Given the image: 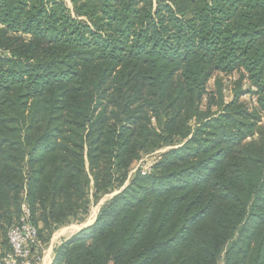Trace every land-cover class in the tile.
Masks as SVG:
<instances>
[{"label": "trees", "instance_id": "trees-1", "mask_svg": "<svg viewBox=\"0 0 264 264\" xmlns=\"http://www.w3.org/2000/svg\"><path fill=\"white\" fill-rule=\"evenodd\" d=\"M0 49L3 246L23 202L46 244L170 145L51 264H264V0H0Z\"/></svg>", "mask_w": 264, "mask_h": 264}, {"label": "rangeland", "instance_id": "rangeland-1", "mask_svg": "<svg viewBox=\"0 0 264 264\" xmlns=\"http://www.w3.org/2000/svg\"><path fill=\"white\" fill-rule=\"evenodd\" d=\"M14 35L15 34H10L9 33L8 37L13 38V37L17 36V35H15V36ZM22 37L24 39L27 38L26 36H22ZM6 43L7 42H3L4 45ZM2 50L3 49H0V51H2ZM216 77H218V78H220L222 80L223 99L225 101L230 100L232 95H233V89L237 85L236 81L239 78L238 72H235V73H232V74H229V75H224V74H222L220 72L214 73L213 76L211 77V79L208 82V90L209 91H212V90L215 89V78ZM248 87H249V85H248L247 80H242V89H248ZM209 97H210L209 95L206 96V100L209 99ZM241 99L246 104H248L249 107H253L255 105V97L253 95L249 94V93H244L241 96ZM262 121H264V113H263V116H262ZM170 147H171L170 145H167V146L159 148V149H157V150H155L153 152H150V153H147V154H143V156L139 160L134 162V164L132 165L130 171L128 172L127 180L123 184L115 183L109 188L108 191L98 194L97 197H95L93 195V193H91V195H90L91 202L89 204V209H88L87 214L79 215V217H77V219L71 220L70 222H67V223H65L63 225H60L59 227L56 226V228L53 229L52 232H51V236H50V239H49L48 243L43 244V242L40 240V243H41L42 246L37 248V250L35 252L36 258H38L42 254L43 250H45L46 248H48L50 246L49 242L50 243L52 242L55 245L54 246V249H55L59 245L58 242H61L63 239L71 236L72 234L77 232L82 227H84V226L86 227V226L92 224L95 221L96 216H97L100 208L102 206H104L112 198V196L116 192L120 191L122 188H124V186H126L129 183V180L134 175V173L136 172L137 169H141L143 171L149 170L151 165H152V163L156 160L158 154H160L161 152L167 150ZM25 187L26 186L22 187V189L20 190L21 202H22L23 196L26 193ZM38 216H39V212H36L34 214V217L37 218ZM37 225H38L39 229L42 230V236L43 237L47 236V231L48 230H46L44 228L42 222H37ZM71 225L78 226V227H75L73 229H69V230L65 231L64 233L60 234L59 236H57V238L54 239L55 233H58V231L60 229H63L64 227L71 226ZM215 264H224L223 256H221Z\"/></svg>", "mask_w": 264, "mask_h": 264}, {"label": "built area", "instance_id": "built-area-1", "mask_svg": "<svg viewBox=\"0 0 264 264\" xmlns=\"http://www.w3.org/2000/svg\"><path fill=\"white\" fill-rule=\"evenodd\" d=\"M8 249L0 238V264H36L35 250L40 245L38 227L30 206L23 202L17 219L6 230Z\"/></svg>", "mask_w": 264, "mask_h": 264}, {"label": "crops", "instance_id": "crops-1", "mask_svg": "<svg viewBox=\"0 0 264 264\" xmlns=\"http://www.w3.org/2000/svg\"><path fill=\"white\" fill-rule=\"evenodd\" d=\"M75 227H78V226H74V225H71V226H67V227H64L63 229H67V230H69V229H73V228H75ZM85 227V226H84ZM83 228V227H82ZM62 229H60L59 231H58V233H55V237H54V239L55 238H57V236H59L60 234H62L60 231H61ZM66 230V231H67ZM80 230V229H79ZM64 233V232H63ZM58 243H60V242H58ZM49 244H50V246L48 247V248H46L45 250H43V252H42V254L38 257V258H36V254H35V252H36V250H35V252H34V256H35V259H36V264H51L52 263V261H53V257H54V244L51 242H49ZM40 246H42L41 245V243H40V245H39V247Z\"/></svg>", "mask_w": 264, "mask_h": 264}, {"label": "bare ground", "instance_id": "bare-ground-1", "mask_svg": "<svg viewBox=\"0 0 264 264\" xmlns=\"http://www.w3.org/2000/svg\"><path fill=\"white\" fill-rule=\"evenodd\" d=\"M66 230H67V229L65 228V229H62L60 232L63 233V232H65Z\"/></svg>", "mask_w": 264, "mask_h": 264}]
</instances>
